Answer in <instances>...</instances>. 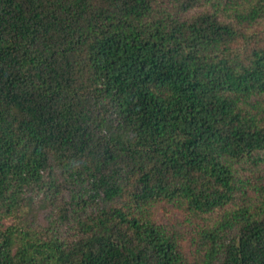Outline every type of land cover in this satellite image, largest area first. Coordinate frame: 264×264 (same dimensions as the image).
Here are the masks:
<instances>
[{
  "label": "trees",
  "instance_id": "16d2710c",
  "mask_svg": "<svg viewBox=\"0 0 264 264\" xmlns=\"http://www.w3.org/2000/svg\"><path fill=\"white\" fill-rule=\"evenodd\" d=\"M0 264H264V0H0Z\"/></svg>",
  "mask_w": 264,
  "mask_h": 264
},
{
  "label": "rangeland",
  "instance_id": "374dc122",
  "mask_svg": "<svg viewBox=\"0 0 264 264\" xmlns=\"http://www.w3.org/2000/svg\"><path fill=\"white\" fill-rule=\"evenodd\" d=\"M156 214H157L156 217H158L159 219H164V220L167 219V217L164 216V212H157ZM176 214H177V213L173 214V212H170V213H169V215H171L170 219H174V218H176Z\"/></svg>",
  "mask_w": 264,
  "mask_h": 264
}]
</instances>
